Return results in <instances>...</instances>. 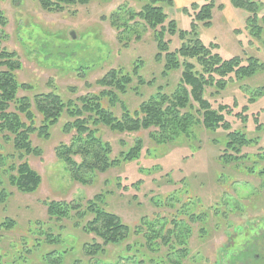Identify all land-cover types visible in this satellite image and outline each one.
<instances>
[{"label": "rangeland", "instance_id": "1", "mask_svg": "<svg viewBox=\"0 0 264 264\" xmlns=\"http://www.w3.org/2000/svg\"><path fill=\"white\" fill-rule=\"evenodd\" d=\"M251 1L260 4L259 15H263L264 0ZM210 2V26L197 22L192 31V18L183 9ZM141 5L138 0H92L51 12L36 0L0 1L4 23L0 25L1 48L16 54L20 63L17 82L27 86L17 96L32 101L40 94H54L64 102L92 97L104 90L96 81L110 70L129 75L131 80L125 93L115 92V103L100 96L102 107L117 119L123 109L133 113L152 97L161 104L162 95L171 98L177 94L184 60H178V69L164 72L165 53L156 59L153 32L136 16ZM163 13L167 17L163 41L168 52L200 40L223 59L238 57L245 65L250 58L260 65L249 77L231 74L220 80L214 76L212 84L203 88L202 100L211 110L225 107L221 115L230 130H205L198 104L190 98L192 107L179 113L194 117L189 127L192 136L157 145L150 138V132L158 133L155 127L118 133L99 125L97 135L110 146V160L118 159L137 142L141 144L139 158L118 162L102 172L79 166L82 159L74 156L77 173L55 153L57 146L68 145L75 134L62 133L69 121L65 115L50 129L47 139L38 137L37 132L31 134L29 142L37 153L24 161L40 178L35 191L22 193L9 184L3 171L11 163L0 164V224L12 223L10 228L0 227V264H55L57 260L59 264H264V188L258 175L247 172L254 168L258 173L264 167V162H257L261 158H256L264 153V25L258 23L257 37L249 36V15L233 8L229 0H172ZM132 15L135 18L131 19ZM170 21L177 32L174 36L167 31ZM178 32L187 35L180 40ZM186 62L193 72H202L194 59ZM182 87L190 93V86ZM39 121L36 115L35 129ZM230 131L252 142L236 154L246 159L238 163L230 159L225 164L220 156H235L224 151ZM0 145L2 155L11 152L9 145ZM11 161L20 162L16 158ZM94 163L95 159L88 157L85 164ZM99 196L97 207L118 217L130 231L123 242L108 245L103 254L92 259L85 254L84 244L102 241L93 233H84L83 228L93 218L85 213L87 203ZM51 201L80 207L83 215L70 211L66 219H49L46 203ZM149 224L158 231L152 243L143 237ZM181 242L186 244L179 245ZM181 249H186L185 256Z\"/></svg>", "mask_w": 264, "mask_h": 264}, {"label": "trees", "instance_id": "2", "mask_svg": "<svg viewBox=\"0 0 264 264\" xmlns=\"http://www.w3.org/2000/svg\"><path fill=\"white\" fill-rule=\"evenodd\" d=\"M36 1L42 9L58 12L66 5H84L92 0ZM138 1L142 5L140 12L136 16L143 20L153 32V39L158 50L156 59H159L160 55L165 53L164 72L178 69L180 67L178 60H184L182 63L184 69L181 75L182 84L179 85L180 88L177 94L171 98L162 95L161 104L157 103L158 101L155 98L154 101L152 97L148 101L143 102L139 109L133 111V113L123 109L122 116L118 119L108 109L102 107L100 96L108 97L111 104L115 103L117 101L115 92L118 94L125 93L127 85L131 82L129 75L117 70L108 71L100 80L96 81V85L101 86L104 90L92 97L85 96L76 99V101L64 102L60 96L40 94L33 97L31 101L28 97L17 96L19 90L27 89V86L19 84L16 79V72L20 69V63H18L15 53H9L6 49L1 48L0 41V142L6 146L9 145L11 151L4 155L0 152V164L2 165L1 167H4L6 162L9 161L11 163L3 172L8 175L9 184L16 187L20 192L32 193L38 188L40 183L39 176L24 161L26 156L37 153V150L31 147L29 136L37 132L38 137L47 139L50 129L56 126L64 115L69 121L63 125L62 133L69 135L74 131L75 134L71 137L68 145L60 144L57 146L55 153L58 160L62 161L71 170H75L76 173L79 170L75 169L77 164L73 161L74 156H79L82 159V163L79 166L85 165L92 171L99 169L98 171L102 172L116 166L118 162H130L139 158L141 144L137 142L126 153L119 154L118 159L110 160V146L102 142L97 135V126L99 125L118 133H136L142 129L149 130L155 127L158 133L150 132V138L154 139L157 145L175 142L181 136L190 134L191 129L189 127H191L194 117L186 112L182 115L179 113L180 110H185L189 106L192 107L188 104L190 98L192 102L198 104V112H201L202 116L201 124L205 130L212 133L218 129L230 130L229 123L221 115L225 111V107H219L218 112L211 110L209 103L202 100L203 88L212 84L214 76L220 77V80L231 74L238 78L249 77L260 68V65L257 64V61L250 58L246 59L245 65H242V61L238 57L223 59L218 53H212V47H205L200 40H195L194 44L190 46L182 45L178 50L168 52L167 44L163 41L165 34L163 26L167 20L166 15L163 13V7L171 6L172 0ZM229 2L233 8L243 10L249 15L246 20L247 33L251 37H257L260 34L258 23L264 25V14L259 15L260 4L251 0H246L245 2L242 0H229ZM189 7L192 13H190L189 8H184L183 12L192 18V31L197 22H205V27L210 26L212 2L200 7L196 4H192ZM1 18L0 14V25H4ZM133 18H135V15L131 16V19ZM168 23V34L171 36L176 35L177 32L173 21ZM159 26L161 28L157 30ZM178 35L179 39L183 40L187 34L178 32ZM188 59L197 61L202 68V72H193V66L186 62ZM136 68L133 69V75L137 73ZM205 74L207 75L206 78L204 77ZM183 84L191 87L190 93L182 87ZM166 102H168V105L165 106ZM36 115L40 117L38 129H35ZM226 137L227 142L224 144V151H232L235 156L233 157L229 153L220 156L222 163H229L230 159L236 163H238V160L246 159L247 156L239 157L236 154L240 153V148L247 146L252 141L247 140L236 131L228 132ZM1 147L2 145H0ZM94 148H97L96 153L90 151L94 150ZM88 157L95 159L96 163L86 165ZM13 158H16L17 161L20 160L19 164H13V161H11ZM256 158H261L257 161L258 163L264 162V153ZM253 169L251 168L247 171L248 174L258 175L264 188V167L258 173H256V170L252 171ZM99 200H101L100 196L89 201L85 210V213H90L93 218L85 225L83 232L93 233L96 238L102 241L101 244L96 242L91 245L84 244L85 254L92 259L103 254L108 245H117L123 242L130 231L129 227L122 224L118 217L98 208L97 201ZM46 206L49 219H66L70 211H76L77 214L83 215L80 212V207L72 208L64 202L51 201L46 203ZM11 224V222H8V224L3 222L0 227L10 228ZM137 232L139 233V231ZM157 232L153 225L149 224V226H146L143 237L146 241L152 243L158 237ZM164 242L166 245L169 244L168 241ZM185 244L186 242H181L179 245ZM148 245L149 247L153 246V244ZM150 250L155 251V249ZM185 252L186 249H181V256H185ZM1 257L0 253V263ZM55 264H59L58 260Z\"/></svg>", "mask_w": 264, "mask_h": 264}, {"label": "water", "instance_id": "3", "mask_svg": "<svg viewBox=\"0 0 264 264\" xmlns=\"http://www.w3.org/2000/svg\"><path fill=\"white\" fill-rule=\"evenodd\" d=\"M71 37H72V39H73V37H74L72 33H71Z\"/></svg>", "mask_w": 264, "mask_h": 264}]
</instances>
